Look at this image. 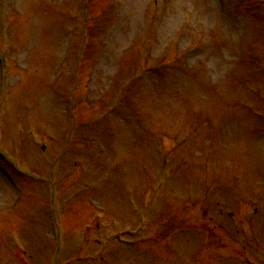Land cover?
I'll list each match as a JSON object with an SVG mask.
<instances>
[{
  "label": "rangeland",
  "instance_id": "374dc122",
  "mask_svg": "<svg viewBox=\"0 0 264 264\" xmlns=\"http://www.w3.org/2000/svg\"><path fill=\"white\" fill-rule=\"evenodd\" d=\"M155 1H8L0 152L43 179H24L0 158V264H55L56 251L57 264L263 263L240 251L255 234L264 246L256 229L264 225V69L247 80L250 100L232 86L231 71L242 78L244 63L264 59V0H170L162 13ZM148 29L156 34L146 43ZM160 56L166 74L141 80ZM207 79H222L220 98L203 86ZM198 118L205 125L195 126ZM73 123L80 133L53 169ZM81 130L96 140H81ZM76 157L89 172L79 174ZM166 171L171 178L159 188Z\"/></svg>",
  "mask_w": 264,
  "mask_h": 264
}]
</instances>
